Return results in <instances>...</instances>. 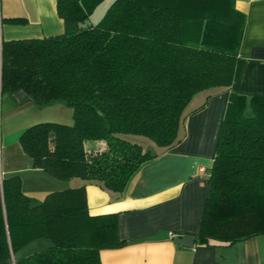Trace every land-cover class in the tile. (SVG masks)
Returning <instances> with one entry per match:
<instances>
[{
  "label": "trees",
  "instance_id": "16d2710c",
  "mask_svg": "<svg viewBox=\"0 0 264 264\" xmlns=\"http://www.w3.org/2000/svg\"><path fill=\"white\" fill-rule=\"evenodd\" d=\"M103 1L57 0L64 35L1 45V93L73 109V124L38 122L21 134L34 166L120 195L144 163L181 141L197 94L230 90L197 240L264 234V96L231 90L245 64L246 15L235 0H114L89 23ZM88 141L105 145L90 150ZM86 184L39 201L18 176L0 181V261L46 238L50 246L16 264H102L101 251L123 242L117 213H89Z\"/></svg>",
  "mask_w": 264,
  "mask_h": 264
},
{
  "label": "crops",
  "instance_id": "0c3cea01",
  "mask_svg": "<svg viewBox=\"0 0 264 264\" xmlns=\"http://www.w3.org/2000/svg\"><path fill=\"white\" fill-rule=\"evenodd\" d=\"M235 7L246 15L239 48L245 64L231 90L264 96V0H235ZM59 17L57 0H0V52L4 41L64 35L65 24ZM230 92L214 88L197 94L180 126L181 141L144 163L120 195L81 179H57L36 168L24 151L20 136L28 127L38 122L73 124L72 108L63 101L37 106L24 90L0 92V181L18 176L23 193L39 201L86 184L89 213H117L123 242L101 251L102 264H264V234L232 244L197 240ZM171 232L177 235L174 239ZM181 235L194 236V247L177 244ZM50 245L49 239H35L0 264H16L17 259Z\"/></svg>",
  "mask_w": 264,
  "mask_h": 264
},
{
  "label": "rangeland",
  "instance_id": "374dc122",
  "mask_svg": "<svg viewBox=\"0 0 264 264\" xmlns=\"http://www.w3.org/2000/svg\"><path fill=\"white\" fill-rule=\"evenodd\" d=\"M112 2H114V0H104L103 2L99 3V5L97 6V8L94 10V12L92 13V15L90 16V20L89 23H93L96 24L98 23L102 17L105 15L107 9L110 7V5L112 4ZM143 138V137H141ZM145 139V138H143ZM95 143H99V148H94V145H97ZM105 143H103V141H93V142H87L86 144V148L90 149V150H96V149H100L102 147H104ZM147 147V150H150L151 146L145 145Z\"/></svg>",
  "mask_w": 264,
  "mask_h": 264
},
{
  "label": "water",
  "instance_id": "95a60500",
  "mask_svg": "<svg viewBox=\"0 0 264 264\" xmlns=\"http://www.w3.org/2000/svg\"><path fill=\"white\" fill-rule=\"evenodd\" d=\"M150 150L152 151V154L154 153L153 147H150ZM175 242L177 244H180L182 246L186 247H194L195 245V237L192 235H181L175 239Z\"/></svg>",
  "mask_w": 264,
  "mask_h": 264
},
{
  "label": "built area",
  "instance_id": "2783aa9c",
  "mask_svg": "<svg viewBox=\"0 0 264 264\" xmlns=\"http://www.w3.org/2000/svg\"><path fill=\"white\" fill-rule=\"evenodd\" d=\"M176 236H177V235H176L175 233H173V232L170 233V238H171V239H174Z\"/></svg>",
  "mask_w": 264,
  "mask_h": 264
}]
</instances>
